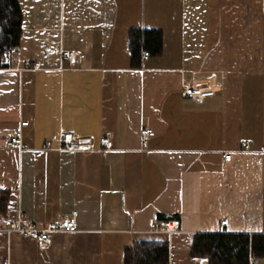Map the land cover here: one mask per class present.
I'll list each match as a JSON object with an SVG mask.
<instances>
[{"label":"crops","instance_id":"1","mask_svg":"<svg viewBox=\"0 0 264 264\" xmlns=\"http://www.w3.org/2000/svg\"><path fill=\"white\" fill-rule=\"evenodd\" d=\"M17 2L20 55L0 68V264H124L140 241H166L168 264H209L191 256L194 235L264 234V0ZM133 29L162 34L139 68ZM186 86L214 93L195 102ZM21 122L23 149L7 147ZM64 132L112 149L59 152ZM73 212L76 230L44 250L5 231Z\"/></svg>","mask_w":264,"mask_h":264},{"label":"trees","instance_id":"2","mask_svg":"<svg viewBox=\"0 0 264 264\" xmlns=\"http://www.w3.org/2000/svg\"><path fill=\"white\" fill-rule=\"evenodd\" d=\"M22 13L17 0H0V68L6 67V53L16 50L21 37ZM131 66L139 68L141 58L158 57L162 51L159 30L133 29L128 42ZM9 193L0 190V219L5 215ZM193 258L209 264H248L249 255L264 258V234H196L191 245ZM166 241L135 242L124 252V264H168Z\"/></svg>","mask_w":264,"mask_h":264},{"label":"built area","instance_id":"3","mask_svg":"<svg viewBox=\"0 0 264 264\" xmlns=\"http://www.w3.org/2000/svg\"><path fill=\"white\" fill-rule=\"evenodd\" d=\"M20 51L18 49L7 52L6 53V63L10 64L11 61L19 57ZM63 59L69 60L70 62L75 61V54L69 51H63L61 53ZM142 59H146V57H142ZM40 64L36 62L33 64L32 69H39ZM214 90L210 87L200 88L194 86H186L181 90V96L183 98L192 99L195 102H201L204 98L213 95ZM27 126L26 122H21L16 129L14 135H10L6 137V146L7 147H17L18 149H23L21 144V132L22 128ZM140 136L142 142L147 138L153 137L154 132L151 129H142L140 131ZM112 141L108 137H101L98 140V147L96 148L90 141H83L80 137L74 136L70 132H64L61 134L58 144L59 152H99L102 155H105L109 150L112 149ZM261 153L264 154V146L261 148ZM229 154L223 155V160L227 161L230 159ZM76 212L72 213L71 217H63L58 222L49 223L46 228L43 230L34 229L30 225H24L21 222V218H18L16 221H12L9 224V227L5 230L7 233L16 232L22 234L27 237H31L35 240L36 246L39 250H44L50 244V234L54 232H74L77 228L76 223ZM227 224V220H223L221 223L222 226ZM151 230L157 232L162 230L160 223L154 222L151 226ZM166 233L171 234L174 232V228L171 223L167 224L166 229L164 230ZM256 260L250 258V264H255ZM3 264H8L7 261H4Z\"/></svg>","mask_w":264,"mask_h":264}]
</instances>
